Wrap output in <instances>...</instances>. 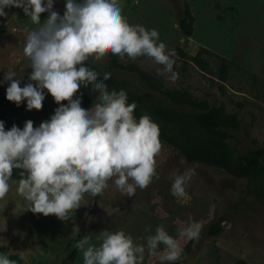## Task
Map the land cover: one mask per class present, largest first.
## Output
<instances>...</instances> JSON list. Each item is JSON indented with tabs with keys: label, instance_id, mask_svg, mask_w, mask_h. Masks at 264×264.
<instances>
[{
	"label": "rangeland",
	"instance_id": "rangeland-1",
	"mask_svg": "<svg viewBox=\"0 0 264 264\" xmlns=\"http://www.w3.org/2000/svg\"><path fill=\"white\" fill-rule=\"evenodd\" d=\"M188 7L194 22L192 35L179 29V20ZM123 15L131 24L156 29L160 40L174 50V70L157 75L162 67L149 57L123 59L111 53L90 55L84 63L101 75L111 73L116 83L136 93H151L156 101L168 103L164 92L177 91L195 101L222 106L232 118L226 129V145L233 159L257 154L264 162V0H180L172 6L166 0H122ZM53 10L63 15L65 0H55ZM15 14V28L0 41V80L11 68L22 78L21 87L31 82V68L23 56L26 29H32L22 9ZM48 13L41 14L44 22ZM177 50H181L182 54ZM206 70L196 67L191 58L199 51ZM224 64V67H222ZM137 67L145 75L129 71ZM15 79V77H14ZM8 85V82L0 84ZM41 113L19 117L13 123L21 129L27 120L38 127L49 120ZM157 159L159 179L144 189L137 188L133 197L122 195L109 181L103 195L85 194L81 208L73 210L71 219L56 213H33L29 202L18 192L20 178L10 179V190L0 200V253L20 255L19 264H83L82 252L74 247L73 224L86 221L85 236L99 245L105 229L123 230L138 243L146 244L157 226L177 236L178 229L189 219L203 225L200 239L192 253L180 264H264V196L256 197L261 185L249 179H235L221 169L186 161L165 142ZM194 168L195 175L186 188L187 197L171 194L174 173ZM212 226L221 231L208 235ZM84 236V237H85ZM83 237V238H84ZM188 240H182V247ZM163 245L160 246L161 251ZM76 250L74 259L69 256ZM144 264H161L159 256L145 255Z\"/></svg>",
	"mask_w": 264,
	"mask_h": 264
},
{
	"label": "clouds",
	"instance_id": "clouds-1",
	"mask_svg": "<svg viewBox=\"0 0 264 264\" xmlns=\"http://www.w3.org/2000/svg\"><path fill=\"white\" fill-rule=\"evenodd\" d=\"M54 2L0 0V17L8 16L6 9L20 8L36 25L26 29L23 46L31 82L21 87L22 78L8 68L0 80V84L8 82L6 99L17 107L26 102L28 111L41 110L46 89L59 105L38 127L27 120L22 129L13 124L6 130L0 120V200L10 190L13 170H21L17 192L29 202V210L71 219L85 194L103 195L113 179L128 197L159 179L156 158L162 149L159 125L147 114L137 118V105L129 102L127 92L110 90L105 83L111 73L105 72L101 79L100 71L84 61L92 54L111 53L122 59L143 56L162 66L157 75L175 79L178 73L174 50L160 40L156 29L131 24L123 15L122 0H65L63 15L53 10ZM46 12L42 22L41 14ZM90 82L99 92L92 107L85 106L81 91L73 95L81 83ZM195 174L194 168L174 173L171 194L186 198ZM202 229L200 222L189 219L174 237L160 225L146 237V244L123 230L105 229L98 246L85 236L74 247L82 252L83 264H144L146 254L159 256L161 264H175L184 255L181 241H198ZM79 231L73 224L74 238ZM0 264L17 261L0 253Z\"/></svg>",
	"mask_w": 264,
	"mask_h": 264
},
{
	"label": "trees",
	"instance_id": "trees-1",
	"mask_svg": "<svg viewBox=\"0 0 264 264\" xmlns=\"http://www.w3.org/2000/svg\"><path fill=\"white\" fill-rule=\"evenodd\" d=\"M193 22L194 19L189 8L185 7L183 17L179 20V29L184 36L190 37L192 35ZM6 31V25L0 19V34H4ZM177 51L183 53L181 50ZM202 53V50L199 51L191 58V62L202 71H205L207 66L202 58ZM222 67H224V64H222ZM126 69L140 76L145 75L137 67L131 66ZM102 78L103 75H101ZM105 83L110 90L116 89L119 91L124 89L116 83L112 76ZM7 87L8 85L0 87V120L5 122L6 130L12 127L17 118L37 112L50 118L59 106L45 89L46 98L43 101L41 110L28 111L26 102L17 107L14 102L6 99ZM124 90L127 92L129 102H135L137 105L135 109L136 117L149 115L159 125L160 140L167 143L173 151H177L186 161L221 169L235 179H249L259 183L262 188L255 195L256 197L264 196V162L260 160L257 154L240 156L236 159L232 158L225 141L227 138L226 129L233 124V120L222 106L214 107L205 101H195L191 96L177 91L164 92V97L168 101L165 104L156 101L155 96L151 93H136ZM80 91L84 94L83 103L85 106L92 107L97 102L96 97L99 92L93 88L92 82L88 84L81 83V88L73 95L79 96ZM61 103H67V101ZM20 171L14 169L12 176L21 179ZM86 231L87 223L84 221L80 225L79 234L75 237V244L77 240L85 236ZM220 231V226H212L208 230V235L215 236ZM194 245L195 240L187 241L183 246L184 255L175 264H180L187 258L192 253ZM75 255L76 250L73 249L69 259H74ZM10 259L16 260L17 264L20 263V255L18 254L12 255Z\"/></svg>",
	"mask_w": 264,
	"mask_h": 264
},
{
	"label": "crops",
	"instance_id": "crops-1",
	"mask_svg": "<svg viewBox=\"0 0 264 264\" xmlns=\"http://www.w3.org/2000/svg\"><path fill=\"white\" fill-rule=\"evenodd\" d=\"M8 12V16L7 17H0V19L5 23L7 31L4 34H0V41H3L5 36L8 35L11 31L12 28L14 30L15 25L13 23V19L16 18L15 14H12L11 12Z\"/></svg>",
	"mask_w": 264,
	"mask_h": 264
},
{
	"label": "water",
	"instance_id": "water-1",
	"mask_svg": "<svg viewBox=\"0 0 264 264\" xmlns=\"http://www.w3.org/2000/svg\"><path fill=\"white\" fill-rule=\"evenodd\" d=\"M168 1L172 6H179L180 0H166Z\"/></svg>",
	"mask_w": 264,
	"mask_h": 264
}]
</instances>
